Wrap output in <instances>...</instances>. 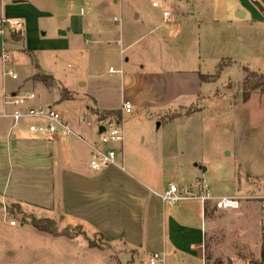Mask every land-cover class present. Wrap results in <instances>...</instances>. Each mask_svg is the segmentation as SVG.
Here are the masks:
<instances>
[{"label":"crops","instance_id":"obj_1","mask_svg":"<svg viewBox=\"0 0 264 264\" xmlns=\"http://www.w3.org/2000/svg\"><path fill=\"white\" fill-rule=\"evenodd\" d=\"M51 1L57 0H0V29L3 30L0 34V115L5 111L4 96L24 87L27 79L47 76L56 81L39 64L36 54L38 48L69 49L70 35L79 41L82 49L91 42L94 34L90 20H80L75 26L72 20H65L63 29L59 31L60 39L51 42L40 39L34 24L36 20L52 16L44 8L53 6ZM64 1L67 5L79 2L89 3L92 7L96 2ZM113 2L117 4L118 0ZM159 7L161 12L157 15L161 25L158 28L164 27L162 43L179 55L176 59L179 61L178 66L169 68L170 62L162 61L157 72H135L124 79L123 70H120L121 73L117 74L122 79L115 106L102 105L91 97L95 109L99 111H117L122 114L125 102L133 106V113L124 116L125 147L123 156L118 154L117 166L99 172L89 168L93 146L102 150L112 148L102 144L100 137V130L107 125L109 116L104 118V114H92L87 117L83 114L78 121L72 122L76 136L57 134L52 142L47 137L29 132V126L34 122L32 120H26L30 122L26 130L21 124L15 126L11 119L0 117V202L20 205L22 211L33 214L36 219L53 220L59 232L81 226L86 234L89 231L92 237L96 236L102 241L110 256L112 253L119 255V260H116L118 264L147 263L154 252L166 254V259L173 258L177 264H206V206L209 203L205 206L199 200H185L169 205L160 196L168 190L169 185L196 191L199 181L208 180L212 196L217 199H243L252 195L264 198V142L258 140L264 137V125L259 127L257 123L260 122L255 120L259 114H264V93L254 91L246 102L243 98L224 97L218 102L206 104L221 81L220 78L217 83L209 82L207 76L218 71L223 59L234 60L227 54L217 55L216 60L212 58L214 46L220 45L221 38L226 37V34H221L223 23L210 8L208 14L213 12L214 15L207 17L202 14L203 10L185 11L181 3L175 0L152 2V8ZM235 10L236 19L246 21L248 13ZM165 12L169 13L168 17H164ZM138 13V10L132 13L133 20L142 18ZM153 13L155 15L156 12ZM190 14L193 18L191 22ZM152 17L148 15L147 19L152 21ZM16 21L21 23L19 29L13 25ZM178 22H187L191 27L190 34L181 39L182 26ZM230 23L245 25L241 24L245 22L232 20ZM257 24L263 25L264 18L251 20L246 26L254 28ZM16 32L21 36L18 40L13 37ZM233 38L242 39L239 33ZM136 42L122 52L128 51ZM16 49L22 55L29 56L35 67L21 81L19 76L18 80H13L5 75L6 70L17 74L15 68L26 65L22 59L15 57ZM4 52L11 56L7 66L2 59ZM213 60V64H209ZM231 66L223 67L220 76ZM238 70L243 69L238 67ZM80 86L86 87L84 83H80ZM38 98L37 95L36 101L26 107H44ZM256 99L258 103H254ZM199 102H203V105L199 106L200 110L196 113L166 114L170 109L188 108ZM49 105L47 103L45 106ZM152 111L157 112L153 114ZM234 111L242 116L238 118L239 141L244 145L249 144L253 151L248 154L238 151L236 144H223V147H219V152L225 155L222 157L234 154L239 164L233 169L223 163L208 164L204 151L210 147V135L215 127L220 130L226 119H231ZM224 119L225 122H222ZM83 154L86 155L84 160ZM241 169L245 172L242 180ZM232 179L238 184L233 191L219 184H230ZM35 214L39 215L36 217ZM52 237L76 241L82 236L74 239Z\"/></svg>","mask_w":264,"mask_h":264},{"label":"rangeland","instance_id":"obj_2","mask_svg":"<svg viewBox=\"0 0 264 264\" xmlns=\"http://www.w3.org/2000/svg\"><path fill=\"white\" fill-rule=\"evenodd\" d=\"M113 1L96 0L92 7L89 3L74 2L72 5H67L64 0H57L51 1L53 6H45L44 8L48 9L52 16L36 20L34 24L35 31L42 41L51 42L60 39L59 31L63 29L65 20H72L74 26L78 25L80 20H90L94 35L91 37V42L85 45L84 50L72 35L68 37L71 43L69 49L45 50L38 48L36 54L39 64L45 73L53 76L56 81L48 80V86H45L35 82L33 78H29L24 82L25 86L18 91L22 89V91L34 92L39 96L38 102L44 106L47 103L56 106L68 117V120L73 122L78 121L83 117V114L89 117L92 114L117 113V111L95 109V102H92L91 97L102 105L115 106L119 99L122 76L124 79V77L129 78L135 72L141 74L157 72L161 68L159 67L160 63L162 61L165 63L167 60L170 62L169 68L177 67L179 61L176 59L179 55L162 43L164 27L158 28L161 23L157 15L161 12V7L159 9L152 8L153 1L160 3L162 0H118L117 4ZM175 1L181 3L182 9L185 11L203 10L202 14L207 17L214 15L213 12L208 14L210 10H214L220 17L218 19L223 23L221 34H226V37L225 39L221 38L220 45L214 46L212 58L216 60L217 55L227 54L237 61L230 58L223 59L218 71L207 76L209 82L217 83L220 78L221 81L216 85L213 96L209 98L210 102H206V104H211L212 101L218 102L224 97L243 98L242 86L245 75L248 76L247 73L244 75V71L248 70L250 73L264 75V24H257L254 28L246 26L247 22L251 20L256 21L260 17L264 18L262 11V9L264 10V0H188V3L186 0ZM209 8L210 10L207 11ZM235 9L248 13L246 21L236 19ZM137 10L142 18L133 20L132 13ZM153 12H156L155 15ZM148 15L153 16L152 21L147 19ZM116 17L121 20L120 23L114 22ZM192 20L190 14L189 21ZM230 20L245 22L241 23L245 25H232ZM179 24H181L183 32L181 39L190 34L191 27L187 22H178ZM238 33L242 39L238 38L237 41L233 37ZM229 37L231 38L228 39ZM135 41H137L136 44L128 51L122 52ZM14 54L17 59L26 62V65L16 67L14 70L21 81L27 78L35 67L31 64L32 59L29 56L22 55L17 49L14 50ZM215 60L209 64H213ZM34 63H37L35 58ZM228 65L233 66L221 77L222 68ZM237 66L244 71L238 70ZM244 66L250 69H246ZM110 68L116 71L123 70V75L110 74ZM260 81L264 84V80ZM80 83H84L86 87H81ZM63 94H66L65 98L62 97ZM253 101L258 103L259 100ZM202 105L203 102H199L188 108L170 109L166 114L196 113L200 110L199 106ZM156 112L152 111L153 114ZM235 113L236 111L233 112L231 119H226V122L225 119L222 120L225 122L222 128L218 130L215 127L213 134L210 135V147L205 148L204 151L205 160H209L208 164L223 163L230 169L239 164H237L234 154L231 157H222L224 153L222 155L219 152L221 151L219 147H223V144L231 146L236 144L238 151L252 153L253 150L249 144L244 145L239 141L238 118L242 116ZM255 120L260 122L257 123L259 127L264 125V114H259L258 119ZM20 124L28 130L30 122L23 121ZM258 140L264 142V137H260ZM81 156L84 160L86 155ZM240 171L242 180L245 177V172L244 169ZM219 184L223 187H230L232 191L238 185L235 179H232L230 184L227 182ZM235 199L239 202L237 209H219L216 200L208 202L209 205L206 206V223L208 225L205 248L206 264H263L264 228L261 229V223L264 226V198L252 195L243 199ZM38 215L35 214L36 217ZM34 218L33 214L22 211L20 205H8L0 202V264H118L116 260H119V255L112 253L110 256L102 241L96 236L92 237L89 231L86 234L81 226L67 228L70 235L82 236L76 241L54 239L48 234L37 231L30 224ZM12 222H15V226L11 225ZM87 241L88 244L89 241H92L105 251L90 249ZM124 264L133 263L126 262ZM136 264L146 263L140 261ZM165 264L177 263L173 258H168ZM195 264L201 263L196 262Z\"/></svg>","mask_w":264,"mask_h":264},{"label":"built area","instance_id":"obj_3","mask_svg":"<svg viewBox=\"0 0 264 264\" xmlns=\"http://www.w3.org/2000/svg\"><path fill=\"white\" fill-rule=\"evenodd\" d=\"M157 6V4H154ZM169 13L165 12L164 17H168ZM115 23H120L119 18L114 19ZM16 28L21 27V23L13 22ZM3 30L0 29V34ZM3 63L7 66L11 62L9 53L4 52L2 55ZM110 74L121 73L113 68H110ZM5 75L10 76L13 80H18V75L10 70L5 71ZM37 95L32 91H15L4 96L5 111L0 115L2 118L11 119L15 126L26 120H32L33 123L29 126V132L35 135L47 137L50 142L53 137L60 134L64 137L76 136L73 123L68 120L65 115L60 112L56 106L49 105L41 108H27L26 106L36 101ZM122 114H112L108 117L107 125L103 126L104 131L101 132V142L104 145H110L112 148L102 150L98 147H92V157L89 161V168L99 172L104 169L117 166L118 154H124L125 147V128L124 116L133 113L134 109L131 103L125 102L122 106ZM161 199L169 204L176 205L185 200H199L206 206L208 202L218 201L219 209H237L239 202L235 198H220L216 199L212 196V192L205 180L199 181L196 184V191L190 188H179L175 185H169L168 190L162 194ZM11 225L15 226V222ZM166 254L154 252L151 254L146 264H165Z\"/></svg>","mask_w":264,"mask_h":264},{"label":"trees","instance_id":"obj_4","mask_svg":"<svg viewBox=\"0 0 264 264\" xmlns=\"http://www.w3.org/2000/svg\"><path fill=\"white\" fill-rule=\"evenodd\" d=\"M257 5H259L256 2ZM262 9V8H261ZM262 11L264 12V10L262 9ZM16 40L20 39L21 36H19L18 32H16L13 36ZM246 73L248 74V76L245 78L244 82H243V100L244 101H248L251 94L254 91H261L262 93H264V84L260 81V80H264V75H258L257 73L253 72L250 73L248 70L246 71ZM203 79H206L205 77H203ZM48 80H52L51 77H47V76H35L34 77V81L35 82H42L44 84H48ZM259 80V81H257ZM63 98L66 97V94H63L62 96ZM112 114H117V113H112ZM112 114H104L103 117L106 118L109 115ZM188 114H193L192 113H188ZM30 224L39 232H44V233H48L54 237H67V238H71L74 239L77 236H73L70 235L67 230H64L62 232H59L57 227H56V223L53 220H49V219H32V221L30 222ZM89 247L90 248H99L102 249L101 247H98L95 243H93L92 241H89ZM262 256H263V264H264V248L262 251Z\"/></svg>","mask_w":264,"mask_h":264},{"label":"water","instance_id":"obj_5","mask_svg":"<svg viewBox=\"0 0 264 264\" xmlns=\"http://www.w3.org/2000/svg\"><path fill=\"white\" fill-rule=\"evenodd\" d=\"M100 131L103 132L104 131V127H102Z\"/></svg>","mask_w":264,"mask_h":264}]
</instances>
